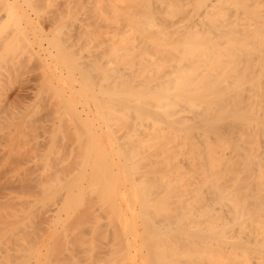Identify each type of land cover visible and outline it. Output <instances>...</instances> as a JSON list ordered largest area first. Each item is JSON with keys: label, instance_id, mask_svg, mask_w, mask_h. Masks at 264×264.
<instances>
[{"label": "bare ground", "instance_id": "bare-ground-1", "mask_svg": "<svg viewBox=\"0 0 264 264\" xmlns=\"http://www.w3.org/2000/svg\"><path fill=\"white\" fill-rule=\"evenodd\" d=\"M152 1L153 0H125L126 8H124L125 16H123L126 18L128 24L134 30H140L137 32L142 31V34H139H141L140 36L143 35L145 38L143 36L142 37L146 39V41L144 40V42H146L144 43V45H147V41H149V43H153L152 46L154 47V50H159V52L161 50H167L170 56L168 58H171V60L172 57L176 58L179 56V58H176L177 60H175L174 67H170L168 69L166 68L167 70L165 69V71L162 68L166 67L165 65H168V60H165L167 58H165L164 60H162L163 57L159 59L160 61H165V63L167 62L166 64L162 62V65V63L158 62L159 60L155 62L153 58H156L150 55L152 57L150 58L153 61L152 62L150 60L151 65H154V68L156 67L155 72L151 71L150 69L152 75H143L142 71L144 73L149 72H146L147 70H149V65L146 66L149 63L144 64L143 62V64L145 65L144 67L148 68L147 70L146 68H142L143 65L141 62L144 60L143 58L146 57L144 52L147 53L150 51L151 53V50H145V48L141 47L140 44L138 45V43L137 46H135V42V44L132 42L130 43V41L128 42L127 40H130L128 38L129 36L123 37V33L121 36L122 39L118 37V40L116 38L115 39L118 42L121 39L120 41H123L124 44L123 42L122 44L117 43V45L115 44V47H113V44V46L111 45L113 47L112 49L109 46V48L111 49L109 51V48L107 49V51L109 52V54L108 52L107 54L109 56L105 54L106 52L103 53L106 49L105 48L104 51L101 52V54L103 53L105 55L104 56L102 54L104 56V59L101 56H95L97 61L99 58H101V60H104H102V64L100 63L101 61L99 59L100 64H95L94 66L90 67L88 66L90 63L85 65V67L83 65L84 63L82 62V65L84 66L83 67L81 65L80 60L69 59L67 55L64 54L66 53V51L64 52V49L60 48L61 46L58 43V40L54 42L57 47L60 48V50H58L57 52V59L59 60V63L69 69L70 72L76 71L79 74L78 80H73V77H70L72 79L69 78L70 81H78L76 83L81 84H79L81 87H78L81 89L79 93H77L78 91H75L74 88V91L76 92L75 95L77 94L79 95V97H83L84 100L87 99L86 102L92 99V102H94V104L91 105L92 102L88 101L90 102V104L87 103V105L89 104L88 106H91L93 108L95 107V111L100 112L98 113L100 114L98 116L100 119L102 118L103 123L99 125H105L106 122L108 123V127H102L103 130H100L99 132V130H97L99 126L97 124L95 126L93 121L96 120L95 122H97L99 120V118H97V113L93 110V113H95L93 115H96V118H89L85 111L86 116L84 117L86 118L82 117L83 115L81 116L80 113L81 110L84 113V108L78 110L76 107L77 105L74 104L77 102V100L79 101L81 99L76 98V101L74 102V97L76 96L73 95L74 100H72L73 98L70 97V95H68L70 98L68 96L65 97L63 94L64 90L61 91L60 87L56 88L57 85L55 84V86L51 83L52 88L54 86L55 89H50V91L53 90L56 94V101L59 104V109L62 110V108H64L67 111L66 112L63 109L65 112H63L64 115L67 114L68 111H70V114L72 115L70 116L71 118L74 116L76 118L80 117L85 119L83 121L82 119L75 120V118L73 117V120L76 122H72L76 123V126H80L82 124L79 129L81 127V129H83V127H87L89 129L87 133H85L86 131L81 130L82 133L90 137V140L93 139V142H88V146H90L94 142V146H96L97 144L100 146V144H102L103 142L107 145L106 142H110V144H108L110 145V147L108 145L107 146L109 149H111L112 147V149L109 151L108 148H105L106 145L104 146L105 149L103 148L104 143L101 145L102 148L101 146L99 147L97 145L96 147H99L98 149L102 150L99 151V155V153L95 151L97 150L95 147L93 148L92 146V148H88L86 144V159L84 158L85 154L82 155V157L84 156L83 158L88 162H81L84 164L83 168L85 169L81 170L79 168V170H81L79 172L80 175H78L79 177L77 176L73 178V180L71 179V181H69L70 178L69 180L65 179L67 180V182L63 183L60 180L61 178H59L60 176L55 174L56 177L59 176L57 180H55L58 183L59 181H61V183H63L66 189L68 190L71 189L72 191V188H78L79 194L82 193L81 190L84 187L88 188L89 193L91 191L90 195L93 194V192L98 193L99 198H97H101L102 203L100 200V203H97L102 204L107 210L106 212H104V215L107 214L106 216H104L105 219L107 218L106 226L108 225V221L110 225L109 229H112L110 234L113 232L111 234L113 235V238H111L115 240L113 244L118 246L116 247L113 245L116 249L114 251V254L119 256V262H117L118 264H264V174L261 177L256 176L257 173H264V151L262 150L263 152L260 153V149L258 150L256 148L257 146L255 145L254 146L259 153L257 154V152H253V150H256L255 148L251 150V146H253L252 144L255 142L254 140H260L258 139L260 138L258 136L263 135L264 141V7H260L264 6V1L263 5H260V0H249V2L247 0H232L236 2V5L239 4L241 7L246 8L248 11L247 13H249L248 17L249 19L251 18V23L247 19V16L246 19L243 20V22L246 21L245 23L247 24V22L249 21L248 26H252L247 28L245 26L246 24L244 23V28L246 30L239 29V26L236 25L237 22L233 23L234 20L232 19V26L234 27H230V29L224 30L223 27H220L223 24H220V22L216 18L210 20L209 24L206 25V29L204 24V22L206 21H201V19H199L201 24L197 21H193L192 23H190L189 26H185V29L181 33L182 35H180V37L178 36L179 39L175 40L174 42L167 41V43H165V41H163L164 39L161 38V33L154 35L156 36L154 37L152 33L149 34L148 29L146 32V28H148L149 26H158L164 23L167 26L175 24V22L169 21L166 18L164 19L163 17H161L160 21H163V19L164 21L158 23L154 19V17H150V15L153 16V13L150 11H153V8L149 9L153 7ZM154 1L157 2L159 9L167 8L166 10H168V8H171L172 10L170 9V13L175 8H177L178 5H181V2H179L181 0ZM173 1L179 2V4L174 3ZM243 1L245 2L244 4ZM251 1H253V4H251ZM3 2L4 1H2V3ZM219 2L222 3V0H195L196 10L200 8L203 9V7L208 8V10L214 9L216 7L220 9L219 6H223L222 4H219ZM2 3L0 0V5ZM245 4H251L252 6H250L249 8L247 5L245 6ZM181 6L178 7L184 8V4ZM8 8L9 7H7V9ZM132 8L133 10L128 13L129 10ZM146 8L149 9L151 14L146 13ZM223 8L218 11H224ZM166 10L164 15L166 14ZM219 12L217 13L218 15H221V13H223ZM235 12L234 14H236ZM172 13H174V11ZM220 15L219 17H221ZM243 15L245 16V14ZM237 24L240 25L239 21ZM212 27L215 29V31L212 30ZM210 29L214 31V34H211L212 31L209 32ZM147 33L150 36L152 35V38L147 35ZM142 37L139 38L142 39ZM28 38L29 37H27L26 40L30 44L31 41H29ZM147 38H150V40H148ZM146 45L144 47H146ZM137 47H139V49L141 48L140 52L144 51L143 54L138 51ZM33 51L37 55V52L34 49ZM170 51L174 54L172 55ZM175 53L176 55L177 53H179V55L176 56ZM141 54L144 55V57L142 58L143 60H141L140 58L142 57L140 56ZM166 54L168 56V53ZM158 57H160V55H158ZM109 58H112L114 62L112 61V59L111 62H107V59ZM106 63H109L108 66L106 65ZM137 63L141 64L142 70L139 69V64ZM101 65H103L104 67ZM109 65L111 66V68H106V66L110 67ZM136 65H138V68L135 67ZM93 67H95L94 73L101 74V78L99 77L100 83L96 81L97 84L99 83L97 89H95L97 85L95 84V78L97 79L98 76L91 75L93 73L90 74L91 69L93 70ZM88 68H91L90 71H88ZM121 68L123 69V72L121 71ZM127 68L128 70L126 71L125 69ZM160 68L164 72H160ZM140 71L141 73H139ZM47 74L50 73L46 72V76ZM140 74H142L143 76H140ZM58 75L62 76L63 74ZM138 75L140 80H137ZM46 76L44 78H46ZM61 76L59 78L63 80V77ZM59 78L57 77V79ZM75 78H77V76ZM103 80L106 83H102ZM62 83L64 82L62 81ZM44 85L47 86L46 84ZM71 90H73V87ZM245 95H248V97H245ZM87 97L90 98L88 99ZM53 98L55 100V97ZM86 102L84 104H86ZM60 105L62 107H60ZM73 105L76 108H74ZM93 108H91L90 111L88 110L89 108L87 109L89 113L91 112V115V110ZM108 109H110L111 111H109ZM185 109L191 111L190 113L193 117L194 115L196 116V118L194 117L195 123L192 122L193 120L191 121L192 123H194V125L190 124V126L189 124H185L184 120L187 118L186 116H184L185 114L182 115L181 112V110L183 111ZM77 110L80 111V113ZM178 113L179 116L182 115L185 119L182 120L183 118L180 117L179 118L181 120H179V118L177 119L176 114ZM130 115L132 116V119L133 116L135 118L132 120ZM127 116L129 120L128 118H126ZM122 117H125L126 120ZM71 118L70 120H72ZM149 118H151L154 122L156 121V123H154V127L159 124L157 130L154 131H158L159 126H161L162 123H166L167 127H169L170 130H174V132H170L168 130L169 128L167 129V127H165L167 129H165V132L167 131L169 133L166 132V134L162 129H160L162 131H160L157 136H151L154 135V127L152 129H149L152 131L146 129L148 132L151 133V135L148 134L152 138L151 142H154V139L156 137V139L158 138L157 140L159 141V144H161L159 145L161 147H158L157 143L155 144V142L153 143V145L151 143V146L149 144L150 141H146L150 140L151 138L149 137L148 139V136L144 138V135L142 136V134L137 131L139 130L138 126L135 127V129L137 128V130L131 129L129 131L127 130L131 126H129L128 129L126 128V126L124 127V129H127L125 133L128 132V136H137V134L131 135L132 130L137 131L143 137L142 138L140 136L139 140H141L142 138V144H144L145 141L147 145H149V149L151 150L148 151V147L146 149V145L144 144L145 147L143 149H146L148 152L145 150V155L142 156L140 160H138L137 157H134L135 155L137 156L139 153L135 152V154L134 151H142L141 149H138V147L142 148L141 141L138 142L141 144L140 146L137 145V141L134 142L136 143L135 145L129 144L130 149L127 150H120V148L123 147H121L122 145H120L117 141V147L120 145V148L118 147L116 148V150L115 148H113L111 142L114 141L113 137L117 136V133L115 134V132L121 130L122 137L126 135L123 134V126L127 124V120L128 122L132 120L133 124L135 125V123L138 122L137 120L141 121L142 123L143 119L149 120ZM196 119H198V121H196ZM80 120L83 123L80 122V124L78 122V124L77 121ZM122 120H124V122ZM146 120L143 121L144 124H146ZM62 121L64 122L66 120L62 119ZM110 122H117V125L115 124L117 128L120 124L119 130L115 128L116 126H113V123L109 124ZM132 122H130L131 125ZM187 122L189 123L188 119L186 120V123ZM197 122H199L198 125H196ZM122 123L126 124L123 125ZM130 123H128L127 125H129ZM110 125H112L111 127L115 129H108ZM121 125L123 126L121 127ZM134 125H132L133 128ZM137 125H139V123H137ZM222 125H225V130L227 133L230 129H237L240 133V140H242V142L244 141L243 145L238 144V142H236L237 145H235L234 147L231 146L233 150L231 151L237 154L235 155L236 159H230V156L226 158L227 154L222 155V151L220 152V157L224 156V158H219L215 156L216 149L218 148L213 151L215 148L214 145H217V142L218 145L221 144L220 147L223 148L224 145L222 144V142L225 143V140L228 138L229 134L224 131ZM141 127H143L141 131L145 129L144 126L140 124V128ZM163 127L161 126V128ZM194 127H198V129H203V131L209 132L211 133V135L214 134L216 135V139L218 138L217 141L214 139V144L208 143L206 145V140L204 141V144L206 145L205 153L203 151H200L201 147L199 148L201 144L198 142L202 140L196 139L198 145L196 144V142H194L195 140L192 141L195 138L192 139L194 135L191 134V131L193 133L194 129V132H198L195 131ZM178 129L182 130L183 133L181 136L185 141L183 142V140H181V143L178 142L177 144H175ZM146 130L143 132L147 133ZM121 131L118 132L119 135ZM81 132H79L78 134L80 135ZM171 133L173 135H171ZM104 134L107 138L104 137L105 140L102 139V142L100 141V139L103 137L100 136H103ZM119 135L118 137L121 136ZM128 136L125 137L127 139V143L133 142L134 137L131 138ZM128 138L131 139L128 140ZM117 139L119 140V138ZM164 139L165 141L167 139H170L173 143V146L171 143V148H168L170 140L164 142ZM98 140L102 143H97ZM208 140L209 139H207V141ZM124 141L126 140L124 139ZM117 142L115 141L112 144L115 146ZM226 142H228V140ZM256 145H258V143H256ZM259 145L260 147L264 146V142L262 146L261 143ZM83 146L85 147L84 144L82 145V147ZM133 147H136L137 149ZM175 147L178 148V151H176ZM187 147L189 151L192 149L194 154H197V156H199L202 161L201 159H198L199 157L197 158L198 160L193 159V157H191L193 152L191 151L190 152L192 154H189L190 157L192 158V160H195L197 162L195 163L192 160L191 162L190 160L188 161V159L191 158L186 159L187 157L185 156V154L188 152L186 149ZM91 149L97 152V156L95 155L94 157H92L91 152L93 154V151ZM203 153L207 156L208 159H205L206 156ZM181 154H184L182 155V157L183 159L184 157H186L185 159L187 161H185L188 162L186 165V162L184 160L182 161V158H179L182 161L180 162L181 166L184 164L188 167L190 166L189 164L193 166V162L195 167L193 166L191 169H188V167L186 168L183 166H179L180 160L177 162V159L175 160V158L177 157L176 155ZM202 154L205 157H203ZM194 157H196V155ZM84 159H82L81 161H83ZM134 159H136L138 162L135 160L137 162L135 163ZM89 160H92V163L90 164L91 167H89L90 174L89 176H86V173H88L86 167L89 166ZM81 163L79 167L82 166ZM196 164H198V168H196ZM145 166L149 167L148 170H145ZM183 168H185L186 171L188 169V171H184ZM192 169H194V175H197L194 171L200 169V174L204 175V178L208 177L209 181L208 179H205L206 181L203 183V185H199L200 183H197L196 176H194L197 185H195L196 187H192V185L196 184H191V181H194L192 180L194 179L192 178L193 173H190L192 172ZM202 169L205 171V173H203ZM206 171L208 174L206 173ZM54 172H56V169ZM206 174L210 175L206 176ZM189 175H191V177H189ZM84 177H88V183L86 182L88 187H86L85 184L83 187V185L81 184V181H87V179H83ZM188 177L191 178V181ZM57 182L55 183L57 184ZM79 184L82 185L80 191L79 187H81V185ZM128 184L129 186H127ZM203 186H206L207 188L204 189ZM47 187H50V184ZM85 190L86 193H88L87 189ZM85 190L83 189L84 192ZM78 193H76V196L79 195ZM207 193H210V196L209 194L207 195ZM74 195L75 194L70 196V198ZM188 195L189 198H187ZM207 196L209 198H207ZM91 198L92 197H90V199ZM63 199L65 200V198ZM206 201H209L212 204ZM66 202H61L62 205L57 206H60L61 208L65 209V207L67 208ZM213 204H216V206L218 204L220 208L216 209V206L213 207ZM103 206L102 208H99L102 210L101 212L105 211ZM61 208L58 209L61 211ZM91 208L93 209V207ZM215 209L219 212H213V210ZM57 210H55L54 212H56ZM59 210L56 212V214H58ZM68 210L65 212L67 213ZM101 212H99V214H101ZM93 213L94 212H92V214ZM94 216V219H96L95 221H97L98 215L96 216L94 213ZM85 219L87 220V217ZM101 220L104 221L102 217H100V221H97L96 223L102 222ZM50 223L53 224L54 221L52 220V222ZM54 224H56V222ZM48 229L51 231L50 227H48ZM97 230L99 231V229ZM106 230L108 231V229ZM93 233H95V231ZM93 233L90 236H93ZM108 237H110V235ZM92 240H94V236ZM85 242L88 241L85 240ZM47 243L48 242L46 241L44 243L45 245H43L46 247V250H50V247L47 246ZM92 247L94 246L92 245ZM70 249L71 248H69V250ZM76 249L75 251H77ZM75 251L73 250L69 254H76ZM72 257L74 256H71L70 258ZM99 257H102V254ZM73 259L77 260L75 258ZM110 259L111 257H109V260ZM112 259L114 260V258ZM113 260H110V262H114L115 264H117L115 261H118V259L116 258V260ZM107 262L108 260H106V262L103 261V264H107ZM110 262H108V264H112Z\"/></svg>", "mask_w": 264, "mask_h": 264}, {"label": "rangeland", "instance_id": "rangeland-1", "mask_svg": "<svg viewBox=\"0 0 264 264\" xmlns=\"http://www.w3.org/2000/svg\"><path fill=\"white\" fill-rule=\"evenodd\" d=\"M2 1H4V2L2 3ZM7 1L1 0L2 4L0 5L1 6L0 7V264H96V263L97 264H103V261L106 262V260H108V262H110V260H113L112 258H114V260H116V258H117L118 261L117 260L115 261L117 263V262H119V256L114 254V251L116 250L114 248V246H116V245L113 244L115 241L112 239L113 235H111L113 232L110 234L112 229H109L110 225H109L108 221H107L108 225L106 226V219L107 218L105 219V217H104L107 215V214L104 215L105 214L104 212H106L107 210H106V208H104V206L102 204H98V203H100L99 200L100 201L102 200L101 198L98 199L99 198L98 193L93 192V194L90 195L91 191L89 193L88 188L84 187V184L86 187H88V185H87V183H88L87 178L88 177L83 178L85 180L87 179V181H81V184L83 185L84 188H82V185L79 184V185H81V187H79V191H80V188H82L81 194L78 193V188L77 189L72 188V191H71V189L70 190L66 189L65 185L63 184V183L67 182V180H65V179L69 180V178H70L69 181H71V179L73 180V178L80 175L79 172L82 169L83 170L85 169V168H83L84 164L81 162H85V163L88 162L85 160L86 155H87V153H86L87 148L86 147L89 144L88 142H90V141L93 142L92 141L93 139L90 140V137L88 135L81 132V130H83V131H86L85 133H87V131L89 130L87 127L86 128L83 127V129H81L82 128L81 127L79 129V127L82 125L81 123H83L82 121L85 119L80 118V117L76 118L73 116L75 118V120L82 119V121L81 120L77 121V123L81 122L80 123L81 125L76 126L77 124L72 122L74 120H73V117L72 118L70 117V116H72L70 114V111H68V113L65 114L66 115L65 116L64 115L65 109L62 108V110L64 109L63 111L59 109V104L56 101V94L53 91L55 89V87L53 86V88H54L53 89L52 85L56 84L57 85L56 88L60 87L61 91L64 90L63 94L65 97H67L68 95H70V97H72V98H73V95L76 96V97H74L75 100H74V98L72 99V100H74V102L76 101V98L81 99L79 101L77 100V102L74 104L77 105L76 107L78 110L79 109L81 110L82 108H84L83 109L84 113L82 112V110H81V113H80V111L77 110L81 114V116L83 115L82 117L86 116L85 111H86V114L89 116V118L90 117L96 118L95 117L96 115H93V114H95V113H93V110L95 111V109H94L95 107L93 108L91 106H88L90 104V102H88V101L92 102L93 101L92 99H90L86 102L87 99L84 100L83 97L81 98V97H79V95H77V94L75 95V93H76L75 91H78L77 93H79V91H81V89L78 88V87H81L80 86L81 84L76 83L78 81H73L74 79L75 80L79 79L78 78L79 74L76 71L70 72L69 69H67L65 66L61 65L59 63V60L57 59L58 58L57 52H58V50H60V48L61 49L63 48L64 49L63 51L64 52L66 51V53H67V54L66 53H64V54L67 55V57L69 59L80 60L81 65L84 63L83 64L84 66L87 65L88 63H90L88 65L89 67L94 66L95 64H100V63L102 64V60L104 59V56H105L103 53L106 52L105 54H107V52L109 50H111L113 47H115V44L117 45V43L122 44L123 41H120V40L122 39L121 36L123 33L124 34L123 37L129 36L128 38L130 40H127L128 42L129 41H130V43L135 42L136 43L135 46H137V43H138V45L140 44V46L145 48V50H147V51L151 50V53H150V51L147 53H145L143 51L144 54L146 55V57H144V55H142L143 52H140V49H141V48L139 49L140 46L137 47L138 51L140 53H142L140 55V56H142V57H140L141 60L144 59L141 62L143 67L141 66V64L137 63V64H139V69L142 70V68H146V70H147L149 68V70H147L146 72H148V71L150 72V73L149 72L144 73L142 71L143 75H145V74L152 75L151 71L155 72L156 67L154 68V65H151V62H150V60L152 61L151 58L153 56L156 58V59L153 58V60H155V62H157V60H159L162 57H163L162 60L167 58L165 60H168L169 66L165 65L166 67H163V68L161 67L165 71L166 68L168 69L170 67H174L175 60H177L176 58H179V56H178L179 53H177V55L175 53V55L178 56L175 58V57H172V55L174 53H172L170 51L172 53V55H171L172 60H171V58L170 59L168 58L170 56H169V52L167 50L166 51L161 50V51H163V52L165 51L166 53H168V56L165 52L163 53L161 51L159 52V50L158 51L154 50L153 49L154 47L152 46L153 43L151 44V42L149 43V41H147L148 46L145 44L148 49L146 47H144L145 46L144 43H146V42H144V40L146 41V39H144L145 37L143 35L142 36L144 38L142 36H140L142 34V31L137 32L140 30H134L128 24L126 18L124 17L125 16L124 15V8H126L125 0H9L8 2ZM247 1L249 2V0H247ZM253 1H255V0H253ZM253 1H251V4H253ZM263 1L264 0H260V5H263ZM5 2H7V3H5ZM179 2H181L180 3L181 5L184 4V6H183L184 8H179L181 5H178L179 7L177 6V8H175L176 9L175 10L171 6L174 9L173 10L174 13H172L173 11H171V13H172L171 14L170 13L171 8H168V10H166L167 8H163V9L160 8L159 9L157 2H155L153 0L152 1L153 7L149 8V9L153 8V11L150 10L153 13L152 14L153 16L150 15V17H154V19L158 23L163 22L164 19L166 18L169 21L175 22V24H173V25L171 24L170 26H167L164 23V24H160L158 26H156V25L149 26L148 28H146V32L148 29L149 34L152 33L153 36L161 33L160 34L161 38L164 39L163 41H165V43H167V41L168 42H174L175 40L179 39L180 35H182L181 33L185 29V26H189L190 23H192L193 21H197L201 24L199 19H201V21L202 20L206 21V22H204L206 29H207L206 25L209 24L210 20H212L214 18L218 19L220 24H223L220 27H223L224 30L230 29V27H234V26H232V20L235 21V22L233 21V23H236V22L238 23V21H239L240 25L237 23H236V25H238L239 26L238 28L242 29V30L243 29L246 30L244 28L245 26L247 28L252 26L250 24L251 18L249 19V17H248L249 13H247L248 12L247 9L241 7L239 4L236 5L235 4L236 2H234L232 0H227V1L222 0V3L219 2V4H222V6L224 7L223 8V7L219 6L220 9L221 8L224 9V11L221 10L220 12L218 11V10H220L218 7L214 8V9H210V10H208V8L203 7V9L200 8L201 10L200 9L196 10L195 0H181ZM179 2H174V3L179 4ZM244 3L245 2L243 1V4ZM251 4L250 5L245 4V6L247 5L250 8V6H252ZM2 5H3V7H2ZM173 6H176V5H173ZM7 7H9V8L7 9ZM225 7L226 8L229 7V8L226 9ZM260 7L263 8L264 6H260ZM149 9L146 8V13L151 14ZM132 10H133V8L130 9L129 12L128 11H126V12L130 13ZM165 10H166V14L164 15ZM263 10H264V8H263ZM162 11H163V13H162ZM218 12L219 13L223 12V13H221V15L219 14L221 17H219V15L217 14ZM234 12L236 14L237 13H239V14L236 15V14H234ZM227 13H229V14H227ZM224 14H226V15H224ZM243 14H245V16ZM235 15H236V17H235ZM246 16L248 17L247 19L250 21L249 24L251 26H248L249 21L247 22V24L245 23L246 21L243 22V20L246 19ZM161 17L164 18V19L162 18L163 21H160ZM236 19H238V20H236ZM218 21H217V23H218ZM244 23L246 24L245 26H244ZM211 29H210V31L209 30L208 31L209 32H211L212 30L215 31L214 28L212 30ZM214 31H212L211 34ZM139 33H141V34H139ZM149 34L147 33V35H149ZM133 35H134V38H133ZM138 36L142 37V39L139 38ZM27 37H29L28 39H29V41H31L30 44L26 40ZM117 37L121 38L119 40V42L117 41L118 40ZM150 37L152 38V35ZM154 37H156V36H154ZM158 37H160V36H158ZM147 39L150 40V38H147ZM56 40H58V43L61 46L60 48L57 47V45L54 43ZM113 44H114V46H113ZM123 44H124V42H123ZM109 46L111 49L109 48ZM119 46H121V45H119ZM31 47H32V49H31ZM33 49L37 52V55L33 51ZM104 49H105V51H104ZM107 49H108V51H107ZM101 52H103L102 54L104 56L101 54ZM108 54H109V52H108ZM96 55L103 57L102 60H101V58H99L101 62L99 61V59L97 61L96 57H98V56H96ZM150 55H152V57ZM158 55H160V57H158ZM94 57L96 60L94 59ZM145 58L147 59V61ZM148 58H149V61H148ZM109 59H110V61H109ZM109 59H107L108 60L107 62H111L112 58H109ZM112 61H113V59H112ZM169 61H172V62H169ZM143 62H144V64L149 63L146 65V66L149 65L148 68L144 67L145 65L143 64ZM158 62L159 63H162V62L165 63V61H160V60ZM91 63H92V65H91ZM108 64L106 63L107 66H108ZM103 65H105V64H103ZM103 65H101V66H103ZM113 65H114V63H113ZM162 65H163V63H162ZM107 66H106V68H111L110 65H109L110 67H107ZM137 66L138 65H136L135 67H137ZM54 67L56 70L54 69ZM49 68H50V70H49ZM161 68H160V70H161ZM90 69L88 71H90ZM150 69H151V71H150ZM94 70H95V67H93V70L91 69L90 74L93 73V74H91L93 76L97 75L98 77L97 76H95V77H97L98 80L95 78V82L96 81L99 82V79L101 78V74L94 73ZM122 70L123 69L121 68V71ZM125 70L127 71L128 68ZM143 70H145V69H143ZM158 71H159V69H158ZM164 71L161 70L160 72H164ZM46 72L50 73V74H47V76H46ZM139 73H141V71ZM58 74H63V75L61 76ZM75 75L77 76V78H75L76 77ZM143 75L140 74V76H143ZM45 76H46V78H44ZM60 76L63 77V80L59 78ZM64 76H66V77H64ZM57 77L59 79H57ZM70 77H73V80L70 81V79H72ZM47 79L50 80V83H49V80H47ZM137 80H140L139 75L137 77ZM62 81L64 83H62ZM51 83H52V85H51ZM99 83L98 84H97V82L95 83V84H97L95 89H97V86L99 85ZM102 83H106V82L103 80ZM44 84H46L47 86H45ZM63 86L65 87L66 91H65ZM72 87H73V90H71ZM44 88H46V89H44ZM74 88H75V91H74ZM50 89H53V90L50 91ZM56 90H58V89H56ZM72 91H74V92H72ZM53 97H55V100ZM245 97H248V95H245ZM80 101H82V102H80ZM84 101L86 102V104H84L85 103ZM82 103L84 106L82 105ZM87 103H89V104L87 105ZM56 104H57V106H56ZM93 104H94V102H92L91 105H93ZM60 107H62V106L60 105ZM76 107L74 106V108H76ZM91 108H93L91 110L93 116L91 115V112L89 113L87 111V109L90 111ZM108 110L111 111L110 109H108ZM185 110H187V111H185ZM185 110H183V111L181 110V112H182V115L185 114L184 116H186L189 123L188 122L186 123L187 119H185L184 116H182V115L179 116V113H180L179 111H178L179 113L176 114V118L178 119L180 117V118H183L182 120L185 119L184 122L186 125H188V124L194 125V123H195L194 119L196 118V116L194 115V117H195L194 118L190 113L191 111H189L188 109H185ZM255 111H257V110H255ZM95 112L97 113V116L100 115V114H98L100 112H97V111H95ZM130 117L132 119L131 115H130ZM61 118L63 120L65 119L66 121L63 122ZM70 118L72 120H70ZM84 118H86V117H84ZM97 118H99V116ZM126 118H128V116ZM126 118H125V120H126ZM134 118L135 117L133 116V119ZM180 118H179V120H181ZM120 120H121V118H120ZM128 120H129V118H128ZM128 120L126 121L127 124L132 122V120H130V122H128ZM145 120L143 119L142 123H141V121L137 120L138 121L137 123H139V125H137V123H135V122H134L135 123V125H134L132 122V125H134V128L132 127L131 123L129 125H127L126 123H122L123 125L126 124L125 126L121 125V127L123 126V129L126 126H127L126 127L127 129L129 128V126H131L128 130L122 129L124 131L123 134H126L123 137L121 134L122 131L119 130L120 124H119V127L117 128V126H116L117 122L116 123L110 122L109 124L113 123L114 124L113 126H116L115 128H117V130L121 131L120 132L121 136L118 133L119 131L115 132V134L117 133L116 134L117 136L113 137L114 141L111 142V145L113 146V148H115V150H116V148H118L120 145H122L121 147H123V148L119 147L120 150L121 149L127 150V149H130L129 147L131 144L135 145L139 141H141V144H142L143 143V139H142L143 135H144V138L148 136L147 138L149 139V137L151 138V136H157L159 134V132L162 130L165 132V129H166L165 127H167L166 123L161 124L162 127L164 126L163 128H161V126H159L158 131H154V130H157L159 124L158 125L156 124L157 126L154 127V125H155L154 123H156V121L154 122L151 118H149V120H146V122H145L146 124H144L143 121H145ZM93 121H94L95 126L97 124L99 126V128L101 127L100 129L96 127L97 130H99V132H100V130H103L102 127L103 128L108 127V123H106V122H105V125H99V124L103 123L102 118L101 119L99 118V120L97 122H95L96 120H93ZM115 121H117V120H115ZM122 121L124 122V120H122ZM147 121H148V123H147ZM191 121L194 123H192ZM196 121H198V119H196ZM74 122H76V121H74ZM118 123H119V120H118ZM198 123L199 122H197L196 125H198ZM140 124L143 125L145 128L142 131H141V129L143 127L140 128ZM111 126L112 125H110L108 129H112L113 127H111ZM136 126H138V129L140 131L137 130V128L135 129ZM147 127H149V128H147ZM153 127H154V129H153L154 135H151V133L148 132L146 129L149 130V129H152ZM198 127H194V128H195V131H198L200 133L194 132V129H193V133L191 131V134L195 136V137L191 136L192 139L195 138L192 141L195 140L194 142H196L197 140H202V141L198 142L201 144L199 146V148L201 147L200 148L201 150L200 149H198V150H200L201 152L203 151L205 153L206 145L208 143L214 144L215 143L214 139L217 141L218 138L216 139V135H214V134L211 135V133L203 131V129H198ZM76 128H78L79 130ZM115 128H113V129H115ZM168 128L169 127H167V129ZM222 128H224V131L226 132L225 125H222ZM131 129L137 130L140 134H142V136L135 130L131 131L132 134L130 132L129 133L131 135L137 134V136H135V137L130 136V135L128 136V132L125 133V131L126 130L129 131ZM160 129H162V130H160ZM251 129H252V127H251ZM145 130L147 133L143 132ZM168 130L170 132H172V131L174 132V130H170V128ZM149 131H152V130H149ZM79 132H81L80 135L78 134ZM167 133H169V132H167ZM182 133H183L182 130H179V129L177 130V135H176L177 137H176L175 144H177L178 142L181 143L182 142L181 140H183V142L185 141L183 139V137L181 136ZM228 133H227L228 138L225 140V143L222 142V144L224 145V146L222 145L223 148H226V149H223L222 147H220L221 144L219 143L220 145H218V143L216 142L217 145H214L215 148L213 151H215V149L218 148V149H216V154H215L216 157L224 158V156L220 157L221 154L222 155H226V154L228 155L229 154L228 156L226 155V158L230 156V159H236L235 155H237V154L232 152L233 151L232 147L237 145L236 142H238V144L243 145L244 141L242 142V140H240V137H239L240 133L237 129H230V130H228ZM148 134H150L151 136ZM118 135L121 138L118 137ZM171 135H173V134L171 133ZM126 136L131 137V138L134 137V141L133 142L129 141L130 143H127V139L125 138ZM140 136L142 137L141 140H139ZM100 137H103L101 139L99 138L100 141L103 142V140H105L104 137H106V136L104 134L103 136L101 135ZM178 137H179V140H178ZM258 137H260L258 139H260L261 141L257 140V139L254 141L256 143H258V145L261 143V146H262L263 142H264L263 141V135L262 136L260 135ZM117 138H119V140ZM123 138L126 141H124ZM131 138H128V140ZM146 139H144V140H146ZM157 139L155 137L154 142H155V144L157 143L158 147H161V146H159L161 144H159V141ZM207 139H209V140L207 141ZM151 140H152V138L150 140H146V141L147 142L150 141L149 144L151 145V143H152V145H153L154 142L153 141L151 142ZM168 140H170V139H167L166 141H168ZM227 140L229 143L226 142ZM85 141H87V142H85ZM115 141L119 142L120 145L118 147H117L118 142L116 143L115 146L112 144ZM166 141L164 139V142H166ZM204 141L206 142V145L204 144ZM102 142H99V140H98L97 143H102ZM134 142H136V143H134ZM162 142H163V139H162ZM169 142L170 143H169L168 148H171L172 141L170 140ZM106 143H107V145L110 144V142H106ZM230 143H231V145H230ZM252 143H253V141H252ZM254 143L252 144L253 146H251L249 144L251 146V150H253V148H255V146H257L256 148L258 150L260 149L259 150L260 153L264 151V149H263L264 146H262L263 147L262 148V147H260V145L258 146V145H256V143L255 144ZM83 144L85 145V147L84 146L82 147ZM86 144H87V146H86ZM93 144L88 146V148L89 147L92 148V146H93V148L95 147L97 149L95 151H97L99 153V151L101 149L99 150L98 148L102 144H100V146L97 144L99 147H96L97 145L94 146ZM141 144L138 143L137 145L140 146ZM144 144L146 145V149H147V147H148V149L150 148L149 145H147V143L145 141H144ZM144 144H142V145H144ZM196 144H197V142H196ZM105 145L106 144L104 143L103 148ZM107 145L105 147L106 149L108 148V146L110 147V145H108V146ZM142 145H141L142 148L137 146L138 149H141L142 151H140V150L134 151V153L135 152L139 153V154L137 153L138 155L137 156L135 155V157H134V158L137 157L138 160H140V158L142 156H144L146 153L145 152L146 149H143L145 147V145L144 146H142ZM172 146H173V143H172ZM216 146H218V147H216ZM204 147H205V149H204ZM101 148H102V146H101ZM133 148H136V147H133ZM175 148H176V151H178V148L177 147H175ZM111 149H112V147H111ZM111 149H109V151ZM186 149L188 151V152L186 151L187 153L185 154V156L187 158L184 157V159H183L182 155H184V154L176 155L177 157L175 158V160L177 159V162L181 158H182V161L183 160L185 161L186 159L191 158V157H193V159H195V160L201 159L199 156H197V154H194L191 147H190V149H191L190 151L193 152V154L189 151L188 147ZM150 150L151 149H149L148 151H150ZM256 150L255 151L253 150V152L254 153L257 152V154H258L259 152H258V150L257 151ZM92 151L94 154L93 155L91 152L92 157H94L95 155L97 156V152H95L94 150H92ZM221 151H222V153L220 154ZM224 152H225V154H224ZM189 154H192L191 157ZM82 155L85 156V157L83 156L85 159L82 157ZM99 155H100V153H99ZM188 155H189V157H188ZM195 155H196V157H194ZM204 155H203V157L206 156V155L205 156ZM82 159H84V160L81 161ZM205 159H208L207 156L205 157ZM135 160L136 159H134V162L137 163L138 161L136 160L137 161L136 162ZM189 160L191 162L192 158L188 159V161ZM195 160H192V161H194L196 163L197 161H195ZM182 161L180 160L179 164ZM201 161H202V159H201ZM185 162H183V163H185ZM80 163L82 165L81 167H79ZM91 163H92V160H89V163H88L89 166L87 165L88 167H86V169L88 171V173H86L87 175L85 174L86 176H89V174H90V172H89L90 168L89 167H91V165H90ZM187 163L188 162H186V165H187ZM192 164L194 166L193 162H192ZM198 164H196V168H198L197 167ZM189 165H190L189 166L190 168L188 166H185V164L182 166L186 167V168L188 167V169H191L193 166H191V164H189ZM47 166H49V167H47ZM179 166H181V164ZM79 168L81 170H79ZM146 168H145V170H148L149 167H146ZM55 169H56V172H54ZM188 169H187V171H188ZM183 170L186 171L185 168H183ZM193 170L194 169H192V172H190L191 174L193 173ZM199 170L200 169L194 171L197 175H194V173H193L192 178H194V176H196L197 183L198 184L200 183L199 185H203V183L206 181L205 179H208V177L204 178L205 176L201 175L200 174L201 170L200 171ZM189 171H191V170H189ZM82 173H83V171H82ZM203 173H205L204 170H203ZM206 173H207V171H206ZM55 174L60 176V177L59 176L58 177L61 178L60 180L63 183H61V181H59V183L56 181L58 177H56ZM207 174H206V176L210 175V174L209 175H207ZM263 174L264 173H257L256 176L261 177ZM54 177H56V178H54ZM63 177H65V178H63ZM189 177H191V175H189ZM258 177H256V178H258ZM188 178H187V180H188ZM189 179L191 181V178H189ZM196 179L194 178L192 180L195 181ZM194 181H191L192 183L191 182L190 183L191 184L196 183V181L195 182ZM208 181H209V179H208ZM55 182H57V184ZM188 182H189V180H188ZM48 183L50 184V187H47L49 185ZM197 183L192 185V187L193 186L196 187L195 185H197ZM127 186H129V184ZM192 187H190V188H192ZM203 188L205 189L207 187L203 186ZM83 189L84 190L87 189L88 193H86V190L84 192ZM75 192L78 193L79 195L76 196ZM73 194H75L74 196H76L77 198L74 196L70 198V196H72ZM208 194L210 196V193H207V195ZM95 195H98V196H95ZM90 197H92L93 200H92V198L90 199ZM63 198H65V200ZM66 198H67V202H66ZM187 198H189V195ZM207 198H209V197L207 196ZM70 199H72V200L77 199V200L75 202V200L72 201ZM61 202L67 203V204L64 203L67 206V208L65 207L66 210L64 208H61L60 206L59 207L57 206V205H62ZM206 202L212 204L209 201H206ZM101 203H102V201H101ZM64 204H63V206H64ZM90 205H92V206H90ZM101 205L103 206V208L105 210L103 212H101L102 210L99 209V208H102ZM99 206H101V207H99ZM215 206H216V204H213V207H215ZM91 207H93V209ZM58 208H61V211ZM219 208H220V206L217 204L216 209H219ZM57 209L59 210L58 214H56V212L58 211ZM216 209L213 210V212L218 211ZM55 210H57V211L54 212ZM64 210L65 211L68 210V212H67L68 214ZM97 211H98V213H97ZM84 212H85V214H84ZM92 212H94L96 216L98 215L97 221H100V217H102V219L105 222L101 220L102 222H98L99 224L96 223L97 221H95L96 219H94L95 216H94V213L92 214ZM99 212H101V214H99ZM61 215H62V217H61ZM80 215H81V217H80ZM82 215L84 216V218ZM49 216H50V218H49ZM63 216H64V219H63ZM86 217H87V220L85 219ZM51 219L54 221V223L56 222V224L50 223V222H52ZM82 222H84V223H82ZM87 224H90V225H87ZM53 226H55V227H53ZM112 226H114V225H112ZM48 227L51 228V231L48 229ZM96 228L99 229V231ZM106 229H108L109 232ZM93 230L95 231V233H93L94 232ZM56 232H58V233H56ZM92 233L94 236V240H92L93 236H90V235H92ZM88 235H89V237H88ZM109 235H110V237H108ZM85 240L88 242H85ZM46 241L48 242L47 246L50 247V250L48 248L47 249L50 252L48 250H46V247L44 246L45 245L44 243ZM93 241H94V243H93ZM92 245L94 247H92ZM76 247H77V249H76ZM116 247H118V246H116ZM69 248H71L70 249L71 251H73V250L75 251V249H76L78 252L75 251L76 254H73V252H72L73 255H71V254H69V253H71ZM101 254H102V257H99V256H101ZM71 256H74V257L70 258ZM109 257H111L110 260H109ZM73 258H75L77 260H74ZM108 262H107V264H108ZM110 263L115 264L114 262H110ZM104 264H106V263H104Z\"/></svg>", "mask_w": 264, "mask_h": 264}]
</instances>
